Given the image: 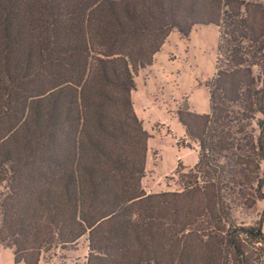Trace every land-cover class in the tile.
Wrapping results in <instances>:
<instances>
[{
    "label": "trees",
    "instance_id": "trees-1",
    "mask_svg": "<svg viewBox=\"0 0 264 264\" xmlns=\"http://www.w3.org/2000/svg\"><path fill=\"white\" fill-rule=\"evenodd\" d=\"M219 29L210 111L181 191L147 192L151 134L133 98L173 31ZM264 3L0 0V245L15 264L88 242L84 264H263Z\"/></svg>",
    "mask_w": 264,
    "mask_h": 264
},
{
    "label": "rangeland",
    "instance_id": "rangeland-1",
    "mask_svg": "<svg viewBox=\"0 0 264 264\" xmlns=\"http://www.w3.org/2000/svg\"><path fill=\"white\" fill-rule=\"evenodd\" d=\"M218 41L219 29L213 24L196 26L188 40L175 30L166 41L165 56H158L154 68L139 73L136 102L144 127L151 134L142 183L147 192L181 191L179 163L183 165L180 170L187 173L198 161L199 146L193 140V147L186 146L190 138L184 136L185 127L177 110L185 104L190 106V101L199 112L210 111L205 83L215 73ZM263 211L264 200H259L252 208L236 206L234 215L239 223L255 224L263 219ZM87 255L88 242L84 237L73 249L45 253L40 264H84ZM261 261L264 264V256ZM0 264H15L13 251L2 245Z\"/></svg>",
    "mask_w": 264,
    "mask_h": 264
},
{
    "label": "crops",
    "instance_id": "crops-1",
    "mask_svg": "<svg viewBox=\"0 0 264 264\" xmlns=\"http://www.w3.org/2000/svg\"><path fill=\"white\" fill-rule=\"evenodd\" d=\"M172 33H174V31H173ZM172 33H171V34H172ZM165 45H166V43H165L164 46H163V50H162L161 52L157 53V55H156V59H155V63L152 64L150 67L145 68V69H144L145 71H146V70H150V68H151V69L154 68V66L156 65V62H157V60H158V56H160L161 54H162L161 57H162V56H163V57L165 56L164 53H163ZM163 57H162V58H163ZM141 73H142V71L140 72V74H141ZM140 74H139V75H140ZM139 75L136 77V83H137V79H138ZM136 91H137V89H136V90L134 91V93H133V98H134V103H135V109H136V111H137L139 117H140L141 119L144 120V118H143L142 115L140 114V111H139V108H138V105H137V102H136ZM188 102H189L190 107H191L192 110H194V111H196V112H199L198 110H196V108H195V106L193 105L192 102H190V101H188ZM199 113H201V112H199ZM185 135H186V130H185V134H184V136H185Z\"/></svg>",
    "mask_w": 264,
    "mask_h": 264
}]
</instances>
